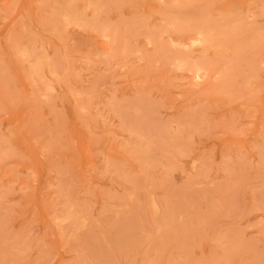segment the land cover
<instances>
[{"label": "rangeland", "instance_id": "obj_1", "mask_svg": "<svg viewBox=\"0 0 264 264\" xmlns=\"http://www.w3.org/2000/svg\"><path fill=\"white\" fill-rule=\"evenodd\" d=\"M0 264H264V0H0Z\"/></svg>", "mask_w": 264, "mask_h": 264}]
</instances>
